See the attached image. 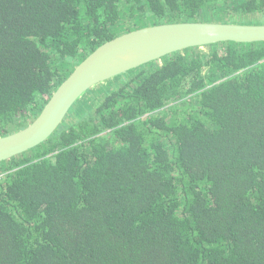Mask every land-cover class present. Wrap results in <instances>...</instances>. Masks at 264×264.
I'll return each mask as SVG.
<instances>
[{"label":"trees","instance_id":"1","mask_svg":"<svg viewBox=\"0 0 264 264\" xmlns=\"http://www.w3.org/2000/svg\"><path fill=\"white\" fill-rule=\"evenodd\" d=\"M257 13L264 0H0V136L123 19ZM157 61L92 87L0 163V264H264V41Z\"/></svg>","mask_w":264,"mask_h":264},{"label":"water","instance_id":"2","mask_svg":"<svg viewBox=\"0 0 264 264\" xmlns=\"http://www.w3.org/2000/svg\"><path fill=\"white\" fill-rule=\"evenodd\" d=\"M227 41L263 42L264 23L203 20L154 23L100 44L76 64L32 122L0 136V163L46 141L63 123L71 107L92 87L184 49Z\"/></svg>","mask_w":264,"mask_h":264},{"label":"rangeland","instance_id":"3","mask_svg":"<svg viewBox=\"0 0 264 264\" xmlns=\"http://www.w3.org/2000/svg\"><path fill=\"white\" fill-rule=\"evenodd\" d=\"M264 15V14H263ZM262 14H260V13H257V14H254V15H248V16H244V15H241V16H239L240 18L237 20V21H239V20H245V21H247V22H249V21H251V22H260L263 18H264V16H263ZM219 17L217 18L218 20H220V21H232V17H231V15L230 14H224V16H220V14L218 15ZM263 17V18H262ZM143 18H146V17H142V18H140L141 19V21H142V19ZM153 21H154V18L153 17H150L149 19H148V21H144L143 23L142 22H140V24L142 23V25H150V24H152L153 23ZM127 22H129L127 19H123L122 20V23L124 24V29L126 30H128L129 28H130V26L128 25V23ZM126 30V31H127ZM157 62H159V63H161L162 62V59H160V60H158ZM155 64V63H154ZM72 68H73V65L72 64H69V65H66L64 68H63V70H64V72H63V74H64V76H67L70 72H71V70H72ZM136 74H137V71H135L132 75L130 74V75H128V77L131 79V78H133L134 76H136ZM128 78V79H129ZM107 85V83H105V86ZM96 88H100V87H96ZM95 89V88H94ZM89 94V93H88ZM90 94H91V92H90ZM88 95L87 97H89L90 96V98H91V100H90V106H93L94 104H93V102H95V96L94 95ZM87 97H85V99L87 98ZM94 97V98H93ZM83 101H84V98L82 99ZM83 101H81V102H83Z\"/></svg>","mask_w":264,"mask_h":264}]
</instances>
